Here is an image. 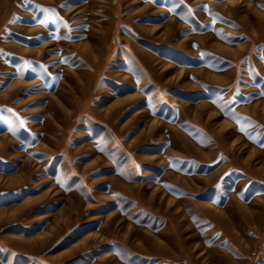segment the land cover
Segmentation results:
<instances>
[{
  "label": "rangeland",
  "instance_id": "rangeland-1",
  "mask_svg": "<svg viewBox=\"0 0 264 264\" xmlns=\"http://www.w3.org/2000/svg\"><path fill=\"white\" fill-rule=\"evenodd\" d=\"M262 93L264 0H0V264H264Z\"/></svg>",
  "mask_w": 264,
  "mask_h": 264
},
{
  "label": "snow or ice",
  "instance_id": "snow-or-ice-1",
  "mask_svg": "<svg viewBox=\"0 0 264 264\" xmlns=\"http://www.w3.org/2000/svg\"><path fill=\"white\" fill-rule=\"evenodd\" d=\"M37 7H38V8H43V11L46 12V13L50 11V9L47 8V7H43V6H39V5H38ZM41 23H43V21H41ZM24 66H25V67L28 66V61H24ZM18 70H19V68H18ZM25 91H27V90H25ZM262 94H264V93H262ZM3 107H6V106L0 105V108H3ZM24 123H25V122H24L23 120H20V125H21V126H23ZM7 130H8L9 132H15V131H16V128L13 127L12 124L9 122V123L7 124ZM241 131H243V129H241ZM223 158H225V157H223L222 154H221L220 156L217 157V159H223ZM57 182H61V181L59 180V178L57 179ZM216 187H219V184H217Z\"/></svg>",
  "mask_w": 264,
  "mask_h": 264
}]
</instances>
